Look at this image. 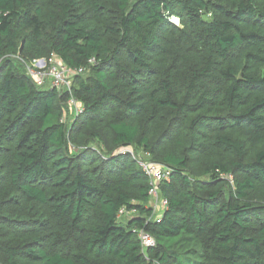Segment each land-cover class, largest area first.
I'll return each mask as SVG.
<instances>
[{
    "label": "trees",
    "instance_id": "obj_1",
    "mask_svg": "<svg viewBox=\"0 0 264 264\" xmlns=\"http://www.w3.org/2000/svg\"><path fill=\"white\" fill-rule=\"evenodd\" d=\"M0 264H264V0H0Z\"/></svg>",
    "mask_w": 264,
    "mask_h": 264
},
{
    "label": "built area",
    "instance_id": "obj_2",
    "mask_svg": "<svg viewBox=\"0 0 264 264\" xmlns=\"http://www.w3.org/2000/svg\"><path fill=\"white\" fill-rule=\"evenodd\" d=\"M90 63L94 60L90 59ZM29 75L34 79L37 85H44L46 76L49 77V85L55 87L58 90L68 89L72 81V75L75 73H82L84 68L70 69L57 59L47 60L45 58L36 59L32 66H27ZM68 104L73 107L75 115L82 112V108L73 95H70ZM133 156L136 158L137 164L149 177L150 186L148 189V195L150 199V205L152 208V216L158 222L160 221L162 211L167 206V200L163 198L159 193V184L164 181H169L170 171L164 165L150 160L146 154H135L133 150H130ZM138 237L141 242L143 250L147 247L154 245V238L146 231L139 230Z\"/></svg>",
    "mask_w": 264,
    "mask_h": 264
},
{
    "label": "rangeland",
    "instance_id": "obj_3",
    "mask_svg": "<svg viewBox=\"0 0 264 264\" xmlns=\"http://www.w3.org/2000/svg\"><path fill=\"white\" fill-rule=\"evenodd\" d=\"M175 19H177V18H175ZM172 20H174V19H172ZM177 22V21H176ZM49 82H50V80H49V77H47L46 76V78H45V87H48L49 86ZM73 108V107H72ZM74 111V110H73Z\"/></svg>",
    "mask_w": 264,
    "mask_h": 264
},
{
    "label": "bare ground",
    "instance_id": "obj_4",
    "mask_svg": "<svg viewBox=\"0 0 264 264\" xmlns=\"http://www.w3.org/2000/svg\"><path fill=\"white\" fill-rule=\"evenodd\" d=\"M173 19H174L175 22L177 21V19H175V18H173Z\"/></svg>",
    "mask_w": 264,
    "mask_h": 264
}]
</instances>
